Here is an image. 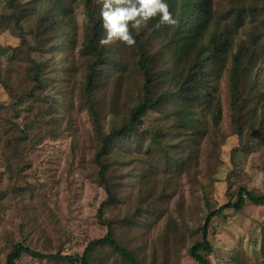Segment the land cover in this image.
I'll list each match as a JSON object with an SVG mask.
<instances>
[{"label": "trees", "instance_id": "1", "mask_svg": "<svg viewBox=\"0 0 264 264\" xmlns=\"http://www.w3.org/2000/svg\"><path fill=\"white\" fill-rule=\"evenodd\" d=\"M166 2L178 25L157 28L159 18L151 20L139 35L133 32V48L119 42L99 45L104 32L94 0H4L0 11V34L9 32L19 41L3 48L10 55L6 63L0 61V88L9 97L7 105L0 100V150L13 173L24 170L20 163L43 137L72 132L75 110L86 113L91 123L94 149L88 176L105 193L98 216L107 233L89 242L80 264H103L104 249L117 253L121 264H147L152 252L159 255V264H181L182 233L172 216L160 236L161 252L146 236L168 214L178 178L196 179L201 142L208 133L197 111H210L218 127L217 81L225 73L235 135L246 143L251 131L255 145L264 143L252 78L264 55V0ZM30 19L29 40L25 23ZM241 33L246 38L237 42ZM49 91L55 96L50 98ZM26 101L29 111L19 129L15 121ZM3 126L19 135L2 132ZM12 189L20 198L35 195L29 188ZM237 196V202L230 200L204 218L201 241L188 249L196 264H212L209 229L216 217L227 209L241 211L247 202L264 207V195L240 187ZM7 197V191L0 193V207ZM108 209L115 216L104 220ZM259 250L254 264H264V239ZM24 256L78 264L61 250L45 254L25 242L14 244L7 264H18ZM240 257L235 264H242Z\"/></svg>", "mask_w": 264, "mask_h": 264}, {"label": "rangeland", "instance_id": "2", "mask_svg": "<svg viewBox=\"0 0 264 264\" xmlns=\"http://www.w3.org/2000/svg\"><path fill=\"white\" fill-rule=\"evenodd\" d=\"M3 3L4 0H0V11ZM82 10L80 8L77 12L80 32H83ZM33 26V19L26 21V37L29 40ZM244 38L245 33H241L236 41L240 42ZM18 43V39L9 32L0 34V61L6 63L10 55L3 48ZM36 57L40 58L38 55ZM252 78L257 89L254 105L257 104L261 121L264 120V55L253 71ZM217 85L222 112L218 127L214 126L210 111L201 108L197 111V118L208 127V133L201 142L196 179L192 180L189 175L178 178L176 194L168 205V214L146 236L149 244L158 246L157 251L161 252L160 236L168 216H172L182 233L178 256L181 264H196L189 257L188 249L192 242L201 241L200 228L204 218L230 200L237 202L240 187L264 195V143L255 145L251 141L254 137L251 131L247 132V138L251 140L247 139L246 143H242L240 137L235 135L228 73L217 81ZM48 94L50 98L55 96L52 91ZM0 100L6 105L9 103L3 88H0ZM29 105L26 101L19 108L21 117L15 121L19 129L27 117ZM73 116L72 132L63 130L60 136L43 137L38 147L28 155L27 161L20 163L24 167L21 172L13 173L5 153L0 150V193L8 192L7 199L2 201L0 207V264H7V256L18 242H25L33 250L45 254H55L61 250L63 255L73 256L80 264L89 242L106 236L107 229L98 216L99 207L106 196L103 189L88 176L94 149L91 123L86 113L75 110ZM14 129L1 127L2 132L18 136L19 133ZM260 132L264 133V129ZM15 186L29 188L35 195L20 198L13 192L12 187ZM114 216V210L108 209L103 219L109 220ZM263 239L264 207L247 202L241 211L227 209L210 225L209 240L214 245L211 263L235 264V258L241 255L242 264H254L260 255ZM101 252L103 264H121L117 253L115 255L110 249ZM149 254L147 264H157V260L159 264L156 258L159 255L153 252ZM18 264L62 263L24 256Z\"/></svg>", "mask_w": 264, "mask_h": 264}, {"label": "clouds", "instance_id": "3", "mask_svg": "<svg viewBox=\"0 0 264 264\" xmlns=\"http://www.w3.org/2000/svg\"><path fill=\"white\" fill-rule=\"evenodd\" d=\"M100 5L99 16L104 35L99 40L101 47H110L119 42L127 48L136 46V35L148 23L158 19L157 28L175 27L179 21L173 17L166 0H94ZM258 250V249H257Z\"/></svg>", "mask_w": 264, "mask_h": 264}]
</instances>
